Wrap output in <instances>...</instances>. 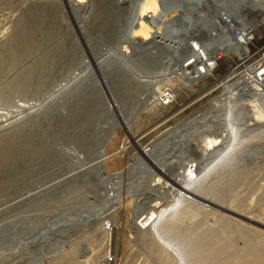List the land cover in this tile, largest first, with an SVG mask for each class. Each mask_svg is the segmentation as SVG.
Wrapping results in <instances>:
<instances>
[{
    "label": "rangeland",
    "instance_id": "374dc122",
    "mask_svg": "<svg viewBox=\"0 0 264 264\" xmlns=\"http://www.w3.org/2000/svg\"><path fill=\"white\" fill-rule=\"evenodd\" d=\"M78 1L79 10L74 12L59 0H0V236L4 229L8 231L0 244V264H93L110 252L116 256L112 264H176L166 247H177L175 254L185 258L177 264H264V100L262 105L255 101L249 105V126L242 123V114L235 113L239 118L236 133L211 148L208 155L187 152L184 162L192 164L187 170L198 180L195 191L185 192L188 199L180 202L177 198L178 207L167 209L174 203L175 190L162 188V182L153 186L157 192L150 197L159 203L158 212L155 208L148 211L159 216L154 231L151 226L137 229L140 214L132 194L126 195V204L120 202L112 214L104 185L91 172L86 177L82 174L76 179H83L82 183L70 185L63 193L56 190L51 197L35 196L70 174L74 165L76 171L89 161L88 156L93 155L88 151L95 141L104 146V172H124L139 149L221 95L226 74L230 73L227 83H234L263 53L253 55L264 46V22L250 31V56L242 59L229 51L198 81L188 85L172 82L173 100L164 105L161 97L169 90L159 73L168 51L160 50L158 57L164 58L157 60L149 51H141L147 45L134 51L131 43L119 41L123 53H133L129 63L138 74L158 76L153 91L130 70H123L110 52L132 20L134 0ZM209 11H204L205 15ZM93 72L100 92L87 80ZM76 86L75 104L65 99L50 111L52 103L75 91ZM107 87L114 105L134 115L131 137L123 125L110 119L101 93L105 90L108 97ZM157 89L159 97L152 106L138 111L142 101ZM205 136L215 138L213 133ZM69 143L83 155L82 162L65 164L67 157L59 148ZM130 178L144 197L146 184L157 175L134 170L123 178V185ZM100 207L104 211L94 215ZM111 221L115 233L108 239L103 223ZM55 222L74 227L62 233L46 232Z\"/></svg>",
    "mask_w": 264,
    "mask_h": 264
},
{
    "label": "bare ground",
    "instance_id": "6f19581e",
    "mask_svg": "<svg viewBox=\"0 0 264 264\" xmlns=\"http://www.w3.org/2000/svg\"><path fill=\"white\" fill-rule=\"evenodd\" d=\"M59 1L62 5H68V7L74 12L79 10L78 6L80 2L78 0ZM124 1L125 0H120L119 3H123ZM240 1L242 4L234 6V10H231L228 8V5H232L233 0L228 1L229 3H227V6H223L222 3L217 0H168V6L165 8L161 6L160 0H134L133 2H137V5L135 4V10L132 12V20L131 18L129 19L130 22L128 26H126L125 32H123L118 40L115 41L114 48L110 46L111 49H113V51L110 49V52L117 61L116 63H120L124 68L123 70H130V74L134 75V78H137L136 80H138V82L142 83V85L149 86L153 91L154 82L158 76H155V78L154 75L142 76L138 74L135 67H133L135 65L132 66L129 63L131 62L129 59L133 53H123L119 41L131 43L134 51H136L137 46L147 45L148 47L146 46V48L141 51H149V54L156 59L159 58V55L161 56L160 50L162 53L168 51V56L165 57V61L162 60V65H160L162 70L159 75L164 79H161L163 81V86L169 90L167 92L164 91L166 92V97L170 99L172 92L169 89V86L172 82H182L183 84L188 85L198 77H201V75L210 74L212 72L211 68L214 67L221 55H226L229 51H232L242 59L250 56L248 48L251 36L250 31L264 22V0H249L247 4H243L245 0ZM210 8L212 9L211 11H209ZM182 10L186 11L187 14H184ZM204 11H209L208 15L210 13L217 14L213 21L211 20L210 26L204 21H201L204 18H207V15H205L207 13ZM202 12L204 13L202 14ZM172 13L180 15L185 23L178 26L171 23V20L165 22V19L169 15L172 16ZM235 21H237V23ZM232 25L238 26L241 31V34L235 42L229 36L232 32L228 28ZM202 29L205 30V34L204 32H200ZM217 30L219 32L215 33ZM198 33H200V35ZM136 35L140 36L139 40L135 38ZM109 56L110 58H113L111 55ZM173 60L175 61L174 63ZM96 63L98 66L100 65V62ZM254 63L256 65L254 64V66L248 67L240 72V78L232 84L227 83L230 80V73L226 74V81L222 83L224 85V91L221 95H219L208 106L203 107V109L188 117L187 120L185 119L186 121L180 126L178 125V127L166 132L163 137L157 141L139 149L133 160L127 163V169L122 173L109 174L104 172L105 154L103 151L104 146L103 144H100L101 142L99 143L95 141L94 146L92 145L93 147L88 151V153L93 156H88L90 157V160L86 162H82L83 155L75 150L73 144L69 143L63 149L60 147L59 149L64 155H66L68 160L65 164L72 165L75 162H82L81 165L77 167L78 170L73 171V169H76L73 164L74 167L72 170L68 171H72L70 174L62 177L60 180L49 185L42 191L37 192L35 196L39 197L42 195L44 197H51L56 193V190L62 192L63 189L70 185L78 183L80 180H76L77 178L91 172L93 175H96L97 177L99 176L100 181L103 183L104 190L107 193L106 200L110 203V205H107H109L108 208L112 214L116 211L120 202H123L124 205L126 204L127 201L125 200V196L132 194L136 203L135 208L140 210L136 212L137 214H140L138 221L135 223L137 229L139 231H144L151 226V231H154V228L157 227L155 225L159 216H156L152 211H148L150 208H155L156 212H158L159 203H155L154 200L156 198L150 197L153 196V192H157V188L155 189L153 186L162 182V188L167 189L169 187L175 190L176 192L172 199L175 204L177 198L181 199L180 202L188 199L185 192L190 193L195 191L196 188L194 186L198 179L196 180L195 176L187 170L192 167V164L187 163L188 165H186V161L184 162L187 152L193 150L194 152H197L198 155H208L211 148L216 145H221L226 138H229V135L236 133L235 123L239 121V118H235V113L244 116L242 121L244 126L252 124L250 123L252 117L248 113L249 105L254 101L262 105L264 100V52ZM102 70L104 71L105 69L103 68ZM123 73L125 72L123 71ZM95 75L96 73L93 72L90 77V84L92 83V87L100 92V90L96 88L94 82ZM74 89L75 91L71 90L68 93L66 92L60 101L52 103L51 108H49L48 105L46 108L48 107L50 111H52V109H55L53 105L60 106L65 99H67V101L70 100L74 95H77L76 87ZM106 90L109 93V99H107L108 97L105 90H103L105 94L103 92L101 93L107 106L106 109L110 113L111 121L123 125L126 130V135L131 137L130 125L132 122L131 119L134 115H132L129 110H126L129 112H124L125 110L123 111V109H121L122 107L119 109L118 104L115 103L114 105L111 91L108 87ZM158 97L159 91L157 89V91L150 93L149 97L144 99L145 101H142L143 106L140 107L138 111L150 105L152 106V103H154ZM107 101H109V103H107ZM239 109L243 110L240 111ZM205 133H213L215 138L208 139L209 137L207 138ZM134 170H139L141 173H145V175L150 172L157 175V178H153L154 180L153 182L151 181L152 183H149V186L146 184V187L142 192L145 198L139 196L137 193L138 190L134 188L135 179L133 180V177L130 178L132 179L131 181H128L123 185V178L128 174L130 175ZM169 170H174L176 172H169ZM183 172L185 173L183 174ZM120 179H122V181H120ZM82 181L83 179L80 182L82 183ZM180 202L175 206H173L174 203L171 204L167 209H169V211L174 210L180 205ZM102 207L99 208V211H96L93 214H99L102 210L104 211L105 207ZM67 225L65 222H55L47 227L48 231L46 232L51 231V233L54 234L57 232L62 233L74 227V224ZM103 225V229L106 232L108 239H112V235L115 233V224L111 221V223L107 222L106 224L103 223ZM111 242L113 245V241ZM0 244H2V240L0 241ZM164 250L166 253H173L174 260L177 264V260H179L180 257L175 253L179 251V249L177 247H166ZM157 251L163 250L157 248ZM109 254H111V252ZM183 259L185 260L184 257L180 260ZM183 264H186L185 261Z\"/></svg>",
    "mask_w": 264,
    "mask_h": 264
},
{
    "label": "water",
    "instance_id": "95a60500",
    "mask_svg": "<svg viewBox=\"0 0 264 264\" xmlns=\"http://www.w3.org/2000/svg\"><path fill=\"white\" fill-rule=\"evenodd\" d=\"M216 1V0H215ZM218 2H220V3H222V5L223 6H227V3H229L228 1H230V0H217ZM248 1L249 0H245L244 1V3L243 4H247L248 3ZM160 4H161V6L163 7V8H165V7H167L168 6V0H160ZM242 3H241V1L240 0H233V2H232V5H228V8H230L231 10H234V6H236V5H241ZM217 14H214V13H210L209 15H207V18H204L203 20H201V21H204L205 23H207V24H209V26H210V23H211V20L213 21V19L215 18V16H216ZM208 19V20H207ZM171 23H173L174 25H178V26H181V25H183L185 22H184V20H183V18L182 17H180L179 15H175V16H173V18L171 19V21H170ZM194 22V21H193ZM236 23H237V21H235ZM195 23V22H194ZM200 32H202V30L200 31ZM199 34V33H198ZM230 36V35H229ZM90 79V80H89ZM89 79H88V81L89 82H91V78L89 77ZM91 86L93 85L92 83L90 84ZM77 88H78V86H76V90H77ZM78 95H79V93H78ZM77 99L73 96L70 100H68V102H69V104L70 105H73V104H75ZM75 106V105H74ZM54 108H55V106H54ZM68 120V122L69 121H71V119H67ZM67 133H68V135H70V130H67ZM8 236V231L7 230H3V232H2V236H0V241L2 240V242L3 241H5L6 239V237Z\"/></svg>",
    "mask_w": 264,
    "mask_h": 264
},
{
    "label": "built area",
    "instance_id": "2783aa9c",
    "mask_svg": "<svg viewBox=\"0 0 264 264\" xmlns=\"http://www.w3.org/2000/svg\"><path fill=\"white\" fill-rule=\"evenodd\" d=\"M230 30H231V32H232V34L230 33V38H232L233 40H234V42L235 41H237V39H238V37H239V35L241 34V31H240V28L238 27V26H230V28H229ZM250 40H251V36H250ZM249 40V43L251 42ZM249 43H248V47H249ZM258 52V50L257 51H255L254 53H253V55H255V56H259L260 54H261V52H264V46H263V48H261V51H260V53L257 55L256 53ZM255 59V58H254ZM217 61H219V59L217 60ZM217 64H218V62H217ZM217 64H215L214 65V67H212L211 68V71H213V69L217 66ZM204 76V74L203 75H201V77H199V78H197L196 80H194L193 82H195V81H198L200 78H202ZM192 83V82H191ZM167 95H162V97H161V100H162V103L164 104V105H167V104H169V103H171V101L173 100V98L171 97V99H168V97H166ZM115 263L116 262V256L113 254V255H111V254H109V256L108 255H106L102 260H100V261H98V262H95V263H93V264H112V263Z\"/></svg>",
    "mask_w": 264,
    "mask_h": 264
},
{
    "label": "crops",
    "instance_id": "0c3cea01",
    "mask_svg": "<svg viewBox=\"0 0 264 264\" xmlns=\"http://www.w3.org/2000/svg\"><path fill=\"white\" fill-rule=\"evenodd\" d=\"M138 1V0H137ZM135 4L137 5V2H135Z\"/></svg>",
    "mask_w": 264,
    "mask_h": 264
}]
</instances>
